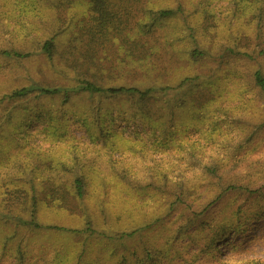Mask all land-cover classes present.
Returning a JSON list of instances; mask_svg holds the SVG:
<instances>
[{
  "label": "rangeland",
  "instance_id": "1",
  "mask_svg": "<svg viewBox=\"0 0 264 264\" xmlns=\"http://www.w3.org/2000/svg\"><path fill=\"white\" fill-rule=\"evenodd\" d=\"M110 1V8L117 3L114 11L122 14L119 26L127 23L128 33L156 53L138 48L134 61L128 57L132 45L116 37L113 26H108L107 41H82L81 28L92 24L88 1L67 10L60 0H0V48L28 55L13 60L20 62L16 73H0V92L31 80L74 89L67 96L45 98L47 109L59 116L47 130L42 123H27L28 133L35 134L14 137L15 128L23 129L20 105L6 127L13 146L7 141L8 148L0 150V264H141L146 247L160 246L167 237L173 246L160 264H264V97L247 90L246 77L239 74L254 70L261 56L256 52L254 59L238 60L237 67L217 60L221 45L228 44L220 42L228 39H241V50L254 54L255 21L251 25V15L236 12L229 0ZM159 9L175 13L159 19L154 13ZM52 37L57 43L50 61L41 48ZM203 37L211 57L193 63L191 50ZM250 39L253 45L245 46ZM187 76L211 78L212 101L202 111L190 105L179 109L180 118L170 129L168 119L160 120L154 139L149 121L135 114L127 97L75 90L85 79L105 87L169 84L171 95L181 101L186 89L175 88ZM165 108L158 105V119L172 114ZM134 115L135 121H124ZM209 121L217 134L195 130ZM166 130L174 132L171 140ZM30 142L37 150H30ZM71 146L79 156L67 181L60 178L56 185L73 190L75 178L81 177L86 195L70 199L68 206L50 204L43 182L35 190L28 182L31 166L46 165L48 159L71 162ZM190 157L196 169L186 167ZM211 163L219 164L224 180L234 176L238 187L204 183L201 175ZM177 166L183 177L177 176ZM148 223L151 228L142 230ZM238 223L244 224L240 230Z\"/></svg>",
  "mask_w": 264,
  "mask_h": 264
},
{
  "label": "trees",
  "instance_id": "2",
  "mask_svg": "<svg viewBox=\"0 0 264 264\" xmlns=\"http://www.w3.org/2000/svg\"><path fill=\"white\" fill-rule=\"evenodd\" d=\"M60 5H65V9H71L73 4L78 3L80 0H60ZM82 1H88L91 5V19L92 24H87L83 26L82 33H80L82 37V41L87 39L88 41L92 42H103L107 41L108 39V32L109 29L108 26H113V32L116 34V37L122 38V41L125 43H130V46L133 47L130 50V53H128V57L133 58L135 61V55L134 52L137 51L138 48H142L144 52L151 53L153 51L156 53V48L152 45H149L148 43L140 44L139 41H137L135 38L131 36L130 33H128L127 28L128 24L126 23V26L120 27L118 23L122 14L120 12L114 11L115 7L118 6L117 3H114L112 5V8H110L111 1L110 0H82ZM230 3L234 6L235 11L244 12L251 15V22L250 24H253V21H255V40L257 43L255 44L256 48L254 51V54L248 50H241V47L243 44H241V39H228L225 40V42L221 41L220 44L228 43L227 45H221L220 52L217 54V60L220 63H224L227 67H237V61L243 60L244 58H251L254 59L255 53L257 52V55L261 56V61L259 62L258 66L254 68V70H249L248 68H244L241 70L240 77L245 76L246 80L242 81V84L245 86L247 90H254L256 92H260L261 95L264 97V0H229ZM182 6L179 5L178 10H182ZM145 11V16H147L148 11ZM153 10H149L151 12ZM127 13H130L127 12ZM155 13V17L162 19L164 17H170L172 16L175 11L171 9H159ZM86 23H89V18L87 16ZM58 20L61 21V18ZM123 21V20H122ZM142 28L147 29V24L145 21L142 22ZM128 33V34H126ZM210 37V36H209ZM85 38V39H83ZM205 37L199 40L197 45H194V48L191 50V61L193 63H199L203 59L206 58V56L211 57V50H209L206 46V42H204ZM202 41V42H201ZM56 38L52 37L51 39L46 40L44 45L41 48V51L43 54H45L50 61L54 60V53L56 49ZM252 44V39H250L245 46H248ZM28 55L23 54L17 50L6 48H0V73H3L5 70L9 69L10 73H16L18 71L19 63H14L13 60L21 61L23 58H27ZM143 56H140L141 58ZM178 88H175L176 90L184 91L186 89V96L185 98H182L181 101H178L177 98H175L174 95H171L170 91L174 90L172 86L167 85H151L146 88H141L138 86H101L98 83L94 81H90L85 79L84 81H80L79 85L76 86L75 90L77 91H84L89 92L91 95H104L106 97L110 98H117V97H127L131 101V108L139 116V118L144 119L145 121L148 120L150 127H151V138H156L159 133H156L158 127H159V121L160 120H167L168 119V129L175 127V124L179 120L180 116L177 113L179 109L185 108L187 105H190L192 108H195V110L202 111L206 108V105L208 102L212 101V98L208 97L209 90L212 89L211 84V78H209L206 81H201V78L199 76L194 77H186L184 78ZM241 80V78H239ZM71 88L68 87H55V86H43L40 82H37L36 80H31V83L29 85H26L25 87L12 90L10 92H0V150L1 148H8L6 142H11L13 146L12 140L9 139L6 134V127L12 126L14 119H15V113L14 109L18 108L20 105V110L17 112H21L24 114L23 122L21 126L23 129H26L28 126L27 123H33L36 124L42 123L44 125L43 128L46 130L48 127L51 126V122H55L59 119V116L57 113L54 112L53 109L49 110L45 103V98H51L54 96H57L59 94H65L66 96L73 92ZM188 101V102H187ZM161 104L162 107H166L165 110L169 113H172L169 117H159L157 115V107ZM211 108V107H210ZM208 107V109H210ZM14 113V114H13ZM212 118V117H211ZM137 119V116H130L129 118H125L124 121L130 122L135 121ZM138 121V120H137ZM209 125L207 127H203L202 129L197 128L195 130H198V133L201 132V130L205 129H212L216 131V134L218 133V127H214L212 121H209ZM213 124V125H212ZM30 125V124H29ZM88 126V129H91L93 132H90L92 135L91 137L96 136L94 133V130L90 125L86 124ZM216 126V125H215ZM23 129L15 128L13 130V136H19L23 132L22 135H26L28 133ZM32 134H35L34 130H30ZM31 133H28L29 135ZM35 136V135H33ZM174 136V132L171 130L165 132L166 140H171ZM17 139V138H16ZM15 139V140H16ZM156 141V140H155ZM28 147H31V151L37 150L36 148H33V143L30 142L28 144ZM25 149V144L23 146ZM72 151L71 156V162H65L62 160L53 161V159H48L47 164H33L34 166L31 168L34 170L33 176L28 180V182L31 184V187L35 190L36 187L41 186V182H43L44 185V195L45 199L50 204H57L60 206L69 205V200L77 197V198H84L86 195V186L83 178L76 177L73 182V190L69 187L62 189L60 185H56L57 180L61 178L62 181H67L68 176L67 173L72 171V162L76 160L79 156L77 154V150L74 148L72 149V146L70 148ZM196 158H198L197 155H194ZM233 157H229L228 159L231 160ZM170 163H177L173 159H168ZM187 168L190 169H196L195 164L190 157L189 160H187V164H185ZM206 170L203 171L204 173L201 175L203 176L204 183L208 182H218L222 184V186H227L226 189H234L238 186H235L236 179L234 176H230L228 180L223 179V174H219V164L217 163H211L208 164ZM79 167V165L74 166ZM181 166H177L175 170H178L177 173L178 177H183L185 172H182L180 170ZM42 171V177L39 175L38 171ZM174 170V171H175ZM176 172V171H175ZM46 173V174H45ZM196 176L197 174H193ZM40 178V179H39ZM202 181V180H201ZM64 188V187H63ZM250 188V185L246 186L245 190ZM197 189V186H193L192 190ZM22 190V188H19L17 191ZM249 190V189H248ZM218 198H215L211 202H209L206 206H204V209L202 210V213L208 209L209 206H211L213 203L216 202ZM9 202L5 201L4 205H8ZM36 209L33 208V215L35 213ZM206 224V222H204ZM236 230L242 229L244 226L243 223L237 224ZM152 224L148 223L147 225L142 226V230H145L146 228H151ZM136 232V231H135ZM220 231L216 230L215 235H217ZM224 238L226 237L227 233L225 232ZM215 237L214 239H216ZM223 238V239H224ZM213 239V240H214ZM173 244L171 241V238L167 237L165 241L160 245H150L149 247H146L145 255L143 259H141V264H160L161 261L168 256L170 249L172 248ZM80 264V261L79 263Z\"/></svg>",
  "mask_w": 264,
  "mask_h": 264
}]
</instances>
